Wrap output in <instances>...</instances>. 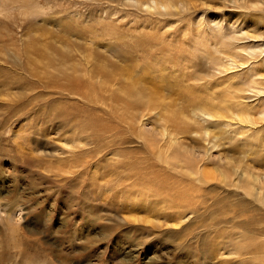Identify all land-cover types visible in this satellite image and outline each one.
Masks as SVG:
<instances>
[{
  "label": "rangeland",
  "instance_id": "1",
  "mask_svg": "<svg viewBox=\"0 0 264 264\" xmlns=\"http://www.w3.org/2000/svg\"><path fill=\"white\" fill-rule=\"evenodd\" d=\"M136 1L142 0H0V73L3 70L9 76L14 71L24 78L28 72L24 69V52L33 44L51 45L50 52L55 56H50L55 58L70 51L77 59L83 48L90 46L105 52L106 44L114 42L129 54L128 61H116L123 68H130V73L137 77L146 60L153 67L159 64L163 70L160 73L165 71L168 82L176 84L178 70L181 72L183 65L191 62L193 49L199 47L192 45L195 27L187 22L188 29L181 35L176 26L182 22L178 21L175 29L168 28V21H173L170 17L155 23L154 17L143 14L145 11H134ZM172 1L183 4L192 15L202 16L213 24L212 30V20L221 18L229 31L248 32L250 37L246 41L264 44L262 13L245 12L222 0ZM110 9L119 14L107 15ZM120 15L127 16L123 19ZM103 23L107 29H113L110 37L101 33ZM67 25L72 29H66ZM88 27L93 32H86ZM78 30H82L80 34ZM146 38L151 43H146L145 50H152L156 63L140 55V43ZM177 50L183 51L180 56ZM15 54L18 64L7 58ZM192 68L188 71L198 70ZM155 76L158 78L159 73ZM25 83L19 87L28 100L23 112L16 114L9 108L8 91L3 95L6 100H0V264H243L251 255L250 240L259 237L261 215L249 207L235 205L239 199L225 201V189L220 184L217 187L215 181L202 188H191L186 199H180V184L174 183L176 173L169 171L165 158L157 157L158 138H153L155 144L151 145L136 136L137 126L131 129L122 118L111 115L115 106L109 99L111 90L122 93L116 86L103 92L106 104L96 108L79 97L67 95L75 106H85L80 119L89 121V115L95 112L101 120L99 124H113V129L100 137V145L82 139L69 140L73 130L79 134L81 125L72 120L62 124L55 117L60 109L51 104V97L48 105L50 91H29ZM181 83L187 84L186 89L191 84ZM34 95L37 97L33 98ZM61 98L59 95L57 101ZM63 130L66 132L62 133ZM211 133L218 135L213 130ZM147 135L152 136L150 132ZM220 136L228 135L222 131ZM186 137L192 145L200 139L195 135ZM85 141L87 144L78 148L89 149L88 155L81 151L82 157L80 153L77 157L80 151L73 143L81 145ZM68 145L76 158L70 156ZM204 167L212 172L209 162ZM184 180L187 185L191 183L189 177ZM9 213L15 214L11 222L6 218ZM230 242L247 246L233 253Z\"/></svg>",
  "mask_w": 264,
  "mask_h": 264
},
{
  "label": "bare ground",
  "instance_id": "2",
  "mask_svg": "<svg viewBox=\"0 0 264 264\" xmlns=\"http://www.w3.org/2000/svg\"><path fill=\"white\" fill-rule=\"evenodd\" d=\"M222 1L235 4L245 12L254 11L264 14V0ZM175 3L172 0H142L136 1L133 7L134 11L143 10L145 16L154 17L155 23L170 17L173 21H168L169 29L172 27L175 29V24L178 21L182 22L176 26L180 34L186 33L187 22H191L195 27L194 44L192 45L196 44L199 47L194 48L193 53L199 55L200 58L191 54V51V53L188 52L192 60L189 64H182L181 72L179 70L177 72L179 76L176 77V84L168 82L165 78V71L160 73L162 67L159 64L153 67L146 60H143L141 64L140 73L134 72L137 77L132 72L130 73V68L125 69L116 61V59L123 62L128 61L129 54L125 48L114 42H109L110 44L105 42L107 54L104 51L97 52L93 47L88 46V48L81 49V55L77 59L70 51H65L63 55L55 58L53 57L55 55L50 52L51 45L38 43L25 49L24 69L28 72L24 78L17 76L14 71L10 72L9 76H5L6 72L2 70L0 100H6L3 95L8 91L9 108L11 107L12 112L17 114L23 112L24 107L28 105L24 91L19 88L25 82L29 91L36 89L50 91L47 93L48 105L51 97L53 101L51 104L60 109L55 114L56 119L62 124L72 120L81 125L79 134L77 130H73L74 137H68L69 140L82 139L92 143L99 142L101 145L100 137L111 131L113 124L109 121L106 124H99L100 118L95 112L89 115V121L80 119L79 114L85 112V106L83 104L75 106L74 102H69L67 95L79 97L86 104L96 108L98 104H106L107 99L104 98L103 92L116 86L122 93L111 90L112 94L109 99L116 106L112 105L111 115L122 118L131 129L137 126L139 129L136 136L146 142H151V145L155 144L153 138H158L159 146L155 150L158 153L157 157L165 158L164 162L168 165L169 171L176 173L178 183L177 179L174 183L180 184L182 190L180 199H186L187 191L202 188L208 182L215 181L217 187L220 184L219 187L225 189V201L229 198L239 199L236 200L235 205L243 208L249 207L257 215H261L259 219H262L260 224L263 225L257 228L259 237L250 240V243H253L252 252L243 264H264V44L246 41L250 37L249 34L247 35L248 32L244 34L242 31H229L230 28L228 30L227 26L222 25L223 19L221 18L212 20L215 22V28L212 30L213 24L211 25L202 16L192 15L183 4ZM108 10L105 11L107 15L119 14L116 10ZM126 16L120 15L119 18L124 19ZM146 21L147 19L144 23ZM105 25L106 23L100 25L104 26L101 33L110 37L113 29L109 30L110 27L107 29ZM70 26L67 25L66 29L71 30ZM205 27H208V31ZM88 28L86 32H93L92 27ZM81 31L78 30L77 33L80 34ZM156 37L158 35L153 36V39ZM146 40L140 43L143 45L140 55L151 58L154 63L156 60L152 50H145L146 43H151L150 39ZM176 52L178 53V50ZM182 52L180 50V53ZM50 53L53 56H50ZM180 53H178L179 56ZM163 57L162 54V60H164ZM7 58L10 62L18 64L19 57L16 54L14 57L10 55ZM131 60L132 55L130 54V62ZM184 60L186 59L182 61ZM192 67H198V70L188 71ZM157 72L159 76L155 78ZM181 81H189L191 84H188L186 89L187 84L185 86ZM164 91L170 92V95H166ZM59 95L63 98L57 101ZM173 95L180 100L173 98ZM35 97L37 96L34 95L33 98ZM73 111L77 112L72 113ZM4 121L3 118L2 122ZM171 121L173 124H170ZM169 124L173 126V129H170ZM57 130L62 129L57 127ZM212 130L216 131L219 136H214L211 133ZM222 131L228 136H220ZM65 132V130L62 131V133ZM149 132L152 136L147 135ZM183 134L195 135L200 139H193V145L191 141L188 144L186 142L188 137ZM87 141L80 143L81 145H76L75 142L71 144L73 143V147H77L80 151V146H85ZM99 147L93 150L96 152ZM68 148L70 154L72 148L69 145ZM88 150L81 151L87 156L86 151ZM81 151L76 153L77 157L80 156L79 153L82 157ZM207 162L211 164L212 172L205 169L204 164ZM166 171L164 169L163 172ZM186 177H189L191 186L187 185V181L184 180ZM167 180H169L168 177ZM13 216L9 213L6 218L11 222ZM248 242L249 240H246V243ZM229 245L233 253L244 250L247 246L241 242L240 244L230 242Z\"/></svg>",
  "mask_w": 264,
  "mask_h": 264
}]
</instances>
